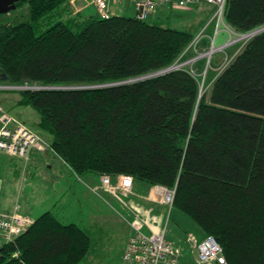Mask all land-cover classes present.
Masks as SVG:
<instances>
[{"label": "trees", "instance_id": "16d2710c", "mask_svg": "<svg viewBox=\"0 0 264 264\" xmlns=\"http://www.w3.org/2000/svg\"><path fill=\"white\" fill-rule=\"evenodd\" d=\"M226 3L233 31L264 27V0ZM80 13L69 0H21L0 15V84L127 81L170 66L193 39L147 19ZM198 87L179 68L99 89L22 90L18 103L37 111L36 133L51 135L53 154L75 176L174 187L173 208L215 238L228 264H264V30L200 97ZM91 245L79 226L46 211L2 245L0 264H80Z\"/></svg>", "mask_w": 264, "mask_h": 264}, {"label": "rangeland", "instance_id": "374dc122", "mask_svg": "<svg viewBox=\"0 0 264 264\" xmlns=\"http://www.w3.org/2000/svg\"><path fill=\"white\" fill-rule=\"evenodd\" d=\"M132 0H123L121 4L112 5L110 7V16H122V17H134V10L131 5ZM76 7L81 6L82 11L80 16L82 18L95 14V9L90 5L83 4L81 0L75 2ZM25 6L21 9L24 11ZM72 9V8H71ZM20 10V9H19ZM8 16V14H7ZM12 18V17H11ZM210 15L203 12H198L195 6L188 8H176V7H161L158 8L157 12L153 16L147 18L149 24L162 25L165 27H171L177 30L184 29L193 31V37L202 29L203 25L209 20ZM201 22L200 28L195 30V26ZM222 26V25H221ZM222 30L215 35L213 46L223 44L228 39H233L235 42L225 47L222 50H215L210 54L208 59L205 56L191 59L204 49H208L211 38L213 36L214 26L210 23L204 30L201 39L195 46V49L187 48L176 60V64H181V68H185L195 76L199 82L198 97L202 96L207 90L209 85L212 83L215 75L220 71V67L226 64L228 60L236 53L242 44H244L250 36H244L242 33L228 30L225 26L221 27ZM215 66H218L215 68ZM215 68V70L213 69ZM21 85H10L8 83L0 84V92L12 95L14 97L19 96V92L25 90L21 88ZM3 89V90H2ZM207 89V90H206ZM0 106L6 112L10 113L14 118L24 124L35 132H39L38 128L31 123V119L34 113H37L32 106L23 105L10 107L5 104L4 106L0 103ZM38 115V113H37ZM39 116V115H38ZM40 133V132H39ZM42 133V132H41ZM43 137L50 141L51 135L42 133ZM36 153V154H34ZM38 155L41 157L40 152L32 150V156ZM31 156V157H32ZM22 158L7 156L0 152V185L1 190L7 193L6 188H9L11 193L15 196L16 201H20V206L24 210L29 208L31 218L39 216L44 213L45 210L50 209L54 217L57 218L63 224L76 223L85 233L88 235L92 245L90 247V254L88 257L80 262V264H123L121 257L123 253L125 239L128 236V229L125 228V221L123 218L128 219L127 212H122L123 218H120L121 225L116 219H112L111 214L107 211V208H101L99 212L105 210V216L107 221H100L99 224H95L91 228H87L86 224L89 221V217L98 207L92 206V200H90V193L88 190L80 191L79 189L75 192V195L64 194L62 197H58V189L64 191L57 180V174L50 170L48 166L43 165L42 161L32 162L26 168V162H22ZM26 169V170H24ZM16 172L14 173V171ZM99 181V174L96 175ZM25 178V179H24ZM24 180V181H22ZM16 182V183H14ZM137 190L144 192V184H136ZM98 187V185H96ZM98 193L99 190H96ZM71 194V193H70ZM58 199V200H57ZM107 200L112 204L113 207L121 210L117 203ZM57 200V202H56ZM56 202V203H55ZM88 203L90 206H88ZM56 204V205H55ZM55 205V207H54ZM88 206V207H87ZM52 208V209H51ZM54 208V209H53ZM1 209V208H0ZM22 209V210H23ZM3 210V209H2ZM123 211V210H121ZM127 216V217H126ZM169 221L167 223L166 238L172 240L181 249L178 264H195V253L191 244L187 241V235L192 234L198 240L202 238V230L197 226L189 217L184 215L178 209L172 208L169 214Z\"/></svg>", "mask_w": 264, "mask_h": 264}, {"label": "built area", "instance_id": "2783aa9c", "mask_svg": "<svg viewBox=\"0 0 264 264\" xmlns=\"http://www.w3.org/2000/svg\"><path fill=\"white\" fill-rule=\"evenodd\" d=\"M77 0H69L73 13L82 11V7H76ZM83 4L92 6L96 15L109 18L110 7L121 4L123 0H81ZM227 0H132L134 18L146 20L153 16L161 7L188 8L195 6L198 12L210 15L209 20L202 29L194 36L185 48L195 49L201 39L205 28L213 23L214 31L208 49L195 55L194 59L205 56L206 59L215 50H222L232 45L235 40L228 39L223 44L213 46L215 35L222 30V26L228 30L232 29L225 21V9ZM222 25V26H221ZM232 31V30H231ZM244 36H249L244 34ZM226 64L220 67H224ZM28 88L27 85H21ZM32 150L37 152L49 151L53 154L49 142L29 129L24 123L14 118L0 106V152L7 156L29 159ZM95 192L100 189L105 197L116 202L130 219L127 220L129 235L123 248L121 262L123 264H176L181 249L170 239L166 238L167 223L170 210L173 208L175 188H167L161 185L145 187L140 192L135 187L134 179L127 174L111 176L110 174H99L98 187L93 188ZM155 205L161 206L159 212L154 210ZM33 224V220L17 211L5 212L0 210V249L2 245L12 242L14 238L21 235ZM198 240L192 234L187 235V241L191 244L195 253V264H228L224 258L222 248L213 236L202 235Z\"/></svg>", "mask_w": 264, "mask_h": 264}, {"label": "crops", "instance_id": "0c3cea01", "mask_svg": "<svg viewBox=\"0 0 264 264\" xmlns=\"http://www.w3.org/2000/svg\"><path fill=\"white\" fill-rule=\"evenodd\" d=\"M217 67L218 66H215V68H217ZM215 68H213V69L215 70ZM19 98H20V96H18L16 98V97L9 95L7 93L5 94L4 92H0V103L3 106L5 104L10 105V107H13L14 105L20 106V104L18 103ZM24 107H27V106H24ZM4 108H5V106H4ZM5 110H6V108H5ZM6 111H8V110H6ZM38 120H39V116L37 115V113H34L32 119H31V123L33 125L37 126ZM34 154H36V153H34ZM40 154H41L40 155L41 157H38V155H36V157H35V156H32V152H31L29 154L30 157L28 160H24V159L23 160L21 159V160H22V162H26L25 163L26 166L24 165L25 168L28 165H30L32 162L42 161L43 165L48 166V168L50 170H52L53 172H55L57 174V177H58L57 180H58L59 184L61 185V187L64 188V191L63 190L61 191L60 189L57 188V190H58V197L57 198H59L60 196L62 197L66 193L68 194V197H69V195L73 196V195H75V192L78 189L80 191H82V190H84V188H86L85 190H88L87 192L90 193L89 198H90V200L93 201V203H91L92 206H96L98 208L96 209L95 212H93V214L90 215L89 221L86 224L87 228H91L95 224H99L100 221H105V220L107 221L108 220L107 216H105V212H104L105 210L102 211L103 213L99 212V210H100L99 206H101V208H105V209L107 208V211H109V213L111 214L112 219H116L120 225H121V223H123V222H120L119 219L123 218L124 214L122 212H125V211L121 207L120 208L123 211L113 207L112 204L107 200V197H105L103 195V193H101V192L98 193V192L94 191L93 188H95L96 185H98V177L96 175L87 174L84 176H75V174L71 171V169L68 167V165H66L58 156L52 154L49 151L42 152ZM18 159H20V158H18ZM24 170H26V169H24ZM15 172H16V170L14 171V173ZM22 181H24V180H22ZM14 183H16V182H14ZM1 185H2V183H1ZM1 185H0V208H1L0 210L3 209L2 211L11 212L12 210L17 209V211L19 213H21V214L23 213V214L29 216V214H30L29 212L31 209L27 208L24 210L23 208H21L20 201H16L15 196L13 195V193H11L9 188H6L7 193H4L3 192L4 190L3 189L1 190ZM57 200H56V202H57ZM55 205H54V207H55ZM88 206H90L89 203H88ZM154 210L159 212L160 210H162V208H161V206L155 205ZM46 211H50L52 213V211L50 209H47L44 212H46ZM53 214H54V212H53ZM40 215L41 214H39V216ZM37 217L38 216L33 217V218L30 217V218L32 220H34ZM127 218L130 219L129 217H127ZM123 219L126 220L124 226L126 229H128V224H127L128 219H125V218H123ZM73 224L77 225L76 223H73ZM129 232H130V229H128V232H127L128 235H129ZM176 264H178V262Z\"/></svg>", "mask_w": 264, "mask_h": 264}, {"label": "water", "instance_id": "95a60500", "mask_svg": "<svg viewBox=\"0 0 264 264\" xmlns=\"http://www.w3.org/2000/svg\"><path fill=\"white\" fill-rule=\"evenodd\" d=\"M19 1L21 0H0V15L8 14L10 11H13L16 7V3ZM262 30H264V27L257 28V30L247 32L246 35L253 36L255 34H258V32ZM179 68H181V64L173 63L168 67L160 69L159 71L151 72L149 73V75L139 76L138 78L127 79V81H117L116 83H105V84H94V85H83V86H61V87L28 85V88L27 87L25 88L24 86L23 88H25V90H28V89H35V90H39V89H46V90L80 89V90H83V89H94V88L99 89V88H105V87H113L116 85H124L130 82H138V80H144V79H148L149 77L160 76L161 74H164V73L170 72L173 69H179ZM1 80H5V77L3 76Z\"/></svg>", "mask_w": 264, "mask_h": 264}, {"label": "bare ground", "instance_id": "6f19581e", "mask_svg": "<svg viewBox=\"0 0 264 264\" xmlns=\"http://www.w3.org/2000/svg\"><path fill=\"white\" fill-rule=\"evenodd\" d=\"M28 84V83H27ZM3 90V89H2Z\"/></svg>", "mask_w": 264, "mask_h": 264}]
</instances>
